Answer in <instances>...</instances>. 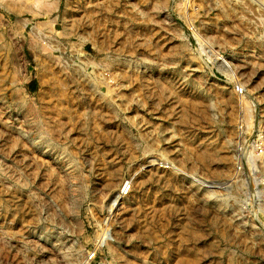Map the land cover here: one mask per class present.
Masks as SVG:
<instances>
[{
  "label": "rangeland",
  "instance_id": "rangeland-1",
  "mask_svg": "<svg viewBox=\"0 0 264 264\" xmlns=\"http://www.w3.org/2000/svg\"><path fill=\"white\" fill-rule=\"evenodd\" d=\"M0 264H264V0H0Z\"/></svg>",
  "mask_w": 264,
  "mask_h": 264
},
{
  "label": "bare ground",
  "instance_id": "bare-ground-1",
  "mask_svg": "<svg viewBox=\"0 0 264 264\" xmlns=\"http://www.w3.org/2000/svg\"><path fill=\"white\" fill-rule=\"evenodd\" d=\"M106 100H107V99H106ZM250 158H251V157L248 158V162H250V160H249Z\"/></svg>",
  "mask_w": 264,
  "mask_h": 264
}]
</instances>
